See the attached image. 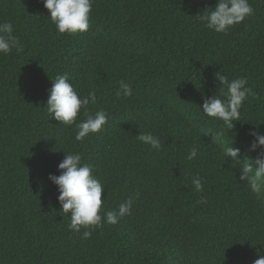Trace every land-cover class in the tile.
<instances>
[{
	"label": "trees",
	"instance_id": "1",
	"mask_svg": "<svg viewBox=\"0 0 264 264\" xmlns=\"http://www.w3.org/2000/svg\"><path fill=\"white\" fill-rule=\"evenodd\" d=\"M216 2L94 0L90 28L71 36L57 32L42 0H0V22L12 23L23 45L0 54V264H253L264 255V198L222 156L231 143L248 163L256 156L249 130L264 133V0H249L254 15L228 35L197 19ZM219 71L248 77L259 97L244 102L231 131L200 108L217 92ZM63 73L82 96L96 92L90 112L108 113L83 141L45 109ZM121 80L131 97L115 95ZM140 132L157 136L160 151L139 142ZM66 153L93 167L105 211L138 192L132 215L86 240L83 229L70 232L48 179Z\"/></svg>",
	"mask_w": 264,
	"mask_h": 264
},
{
	"label": "clouds",
	"instance_id": "2",
	"mask_svg": "<svg viewBox=\"0 0 264 264\" xmlns=\"http://www.w3.org/2000/svg\"><path fill=\"white\" fill-rule=\"evenodd\" d=\"M42 2L44 8L48 10L47 17L59 34L74 36L90 28L94 0H42ZM254 12L249 0H217L214 6L206 7L197 19L208 30L228 35L235 25L253 16ZM13 33L11 22H0V54L9 55L13 49L16 51L22 49L20 38ZM215 80L218 82L217 92L205 97L200 108L206 117L222 121V127L231 131L235 127L234 122L240 120V110L244 102L249 98L259 97L253 88L248 86V77L229 80L227 75L219 71L215 73ZM51 83L52 87L48 90L45 107L50 119H55L63 126L75 125L76 141H83L104 129L108 123L107 111L103 108L94 112L88 110L90 104H97L95 91L90 90L87 95L82 96L71 83L68 73L57 75ZM115 95L119 98L131 97L132 85L121 80ZM81 114L85 118L78 120ZM248 135L253 137V140L247 150L256 153L248 163L238 159L240 149L230 146L231 143L223 148L222 156L225 163L239 166L238 180L245 183L247 189L257 199H262L264 198V133L256 126L249 130ZM136 139L142 144L149 145L151 150L161 149L159 138L151 133L140 132L136 135ZM197 154L198 149L193 147L186 159L192 161L197 158ZM58 170L59 175L49 174L48 179L57 186L60 211L69 216L70 232L80 234L83 229L81 238L86 240L96 229L103 228L105 224L116 225L121 219L132 215L133 205L139 198V193L129 196L119 203L117 208L105 211V199H102L105 185L93 175V167L82 160L80 153H66L65 158L58 164ZM192 185L194 191L204 192L202 177L198 175L194 177ZM206 202L204 196L198 201L201 204ZM253 264H264V255H260Z\"/></svg>",
	"mask_w": 264,
	"mask_h": 264
}]
</instances>
